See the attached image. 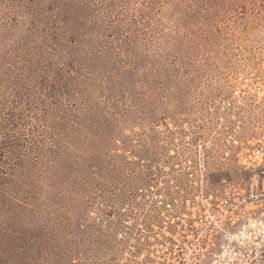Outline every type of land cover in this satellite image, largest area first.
Wrapping results in <instances>:
<instances>
[{"label": "trees", "instance_id": "16d2710c", "mask_svg": "<svg viewBox=\"0 0 264 264\" xmlns=\"http://www.w3.org/2000/svg\"><path fill=\"white\" fill-rule=\"evenodd\" d=\"M183 5L205 21V0H0V264L103 253L84 221L136 175L127 86L177 77L176 38L196 32L173 18Z\"/></svg>", "mask_w": 264, "mask_h": 264}, {"label": "built area", "instance_id": "2783aa9c", "mask_svg": "<svg viewBox=\"0 0 264 264\" xmlns=\"http://www.w3.org/2000/svg\"><path fill=\"white\" fill-rule=\"evenodd\" d=\"M216 115L205 141L129 157L142 175L111 214L113 264H264V128L243 135L227 99Z\"/></svg>", "mask_w": 264, "mask_h": 264}, {"label": "rangeland", "instance_id": "374dc122", "mask_svg": "<svg viewBox=\"0 0 264 264\" xmlns=\"http://www.w3.org/2000/svg\"><path fill=\"white\" fill-rule=\"evenodd\" d=\"M201 8L195 7L197 11ZM173 18L180 29L186 25L196 32L176 38V78L168 84L127 86V104L131 109H142L137 119L140 128L130 124L126 130L132 140L131 146H123L128 160L132 156L156 160L168 154L171 144H183L185 135L191 141H205L217 127L216 114L222 99L233 102L243 135L264 128V1L205 0V21L185 5L175 7ZM200 20L205 25V35L195 28L197 24L192 25ZM216 26L221 31L214 29ZM148 104L157 106L158 113L148 115ZM130 161L134 162L136 175L125 180L134 183L142 171L135 159ZM120 167L128 172L125 166ZM126 201L124 195L120 203L115 200L110 207L95 204L85 217V224L105 235L103 253L87 255L81 251L61 260L62 264H113L115 228L111 214Z\"/></svg>", "mask_w": 264, "mask_h": 264}]
</instances>
